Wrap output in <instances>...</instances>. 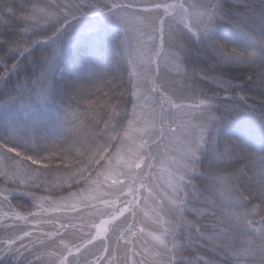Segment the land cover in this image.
Returning a JSON list of instances; mask_svg holds the SVG:
<instances>
[{
	"label": "snow or ice",
	"instance_id": "1",
	"mask_svg": "<svg viewBox=\"0 0 264 264\" xmlns=\"http://www.w3.org/2000/svg\"><path fill=\"white\" fill-rule=\"evenodd\" d=\"M0 6L8 13L15 14L9 4L2 3ZM227 6L228 0H176L171 3L168 0H65L64 3L33 5L31 13L23 17L26 21L23 32L18 33V38L14 40L3 41L11 51L22 54L30 49L28 45L39 41L34 37L52 39L41 31V22L59 31L90 9H95L106 19L118 22L122 28V44L129 49V79L127 82L114 81L93 75L91 82L94 87L97 83L108 87V91L104 92L105 97H133L129 101L132 105L131 117H128L127 107L114 105L108 99L101 111L110 108L111 112L105 111L107 119H104L94 111L95 106L100 104L97 100L92 106L93 115L97 118L94 120L95 131L91 135L102 143L91 145L87 166L77 160L80 166L69 173L71 179H83L87 183L89 178L85 173L103 159L108 160L105 172H113L109 158L113 148L116 149L114 155L118 160L123 155L129 156L123 161L119 172L120 176L125 177V182H121L118 176L110 187L119 185L116 188L117 198L127 188L126 195L132 199H125L119 207H116L115 201H104L112 209L113 220L124 216L126 212L136 216L137 183L140 188H144L157 158L178 146L179 156L172 157L171 162L175 167L169 171L171 199L161 206L164 211L171 205L170 210L174 215L170 221H163L159 214L156 216L158 221H162L163 238L156 236L153 239L160 248L153 251L144 245L142 251H137L133 241L126 239L128 234L136 236L132 231L135 224H132L118 238L116 249L102 242L101 254L96 255L94 260H88L87 264H149V258L152 264H264V156L249 151L231 137L219 139L217 136L228 123L217 115L219 110H239L235 103H224L219 97L222 95L228 100L247 103V95H241L243 92L238 90V85L222 78L210 77L195 67H188L178 78L161 73V64L167 63V57L179 59L181 54L190 51L191 42L195 40L213 65L258 64L254 85L264 96V7L259 14L261 34H243L244 50L240 51L236 47L230 48L232 43L219 35L223 22L232 25V31L236 34H241V24L246 22L245 19L228 17L224 12ZM0 24L7 25L3 17H0ZM129 32L133 33L131 38ZM25 36L28 37L26 41ZM132 39L135 40V47L131 43ZM22 43L24 47H21ZM248 49H258L259 59H253L256 52H248ZM161 53L164 55L161 56ZM52 59H57L55 53ZM0 64L8 70L9 66L3 57H0ZM202 80L219 91L209 95L208 90L200 84ZM87 91L84 85H75L72 89L75 95L71 99L80 102ZM96 91L102 92L103 88L96 87ZM146 105L150 106L147 112ZM137 108L140 112H137ZM125 118L128 119V127L121 135L117 129ZM256 123L264 132V113L256 117ZM162 147L164 153L160 151ZM45 152L49 155H43ZM202 157L208 160L206 167H202ZM52 159V149L47 143L43 144L37 155L15 139L0 140V175L17 185L35 183L40 177L46 176V171L34 169L31 165H40L44 160ZM59 159L69 163L63 154ZM233 161L246 163L233 168L227 175H221L223 168L216 165ZM44 168H47L46 164ZM101 174L104 173L98 175ZM198 182L206 184L213 192L218 191L219 201L200 193ZM92 183L97 184L98 179ZM3 191L7 189L0 190ZM0 204H7L9 209L12 207L7 195L3 196ZM217 208L223 211L217 212ZM189 213L193 220L187 218L186 214ZM12 215L17 219H26L15 212ZM209 220L212 221L211 225L205 223ZM107 223L102 221L100 229L103 230V225ZM75 227L71 222L61 223L55 233H45L47 242L45 239L38 240L40 248H37V241L31 238L33 233L16 225H5L4 235L0 236V255H12L17 264H21V261L23 264H80V257L83 256L81 249H87L101 232L97 231L95 236H83L79 243L70 245L65 242L60 230L63 229L64 234H67L69 229ZM26 238L28 244L24 243ZM120 240L125 241L122 259L114 255L120 247ZM197 240H207L210 247L223 254L224 259L188 258L185 253ZM29 256L34 259H28Z\"/></svg>",
	"mask_w": 264,
	"mask_h": 264
},
{
	"label": "trees",
	"instance_id": "2",
	"mask_svg": "<svg viewBox=\"0 0 264 264\" xmlns=\"http://www.w3.org/2000/svg\"><path fill=\"white\" fill-rule=\"evenodd\" d=\"M64 2L65 0H0V4L7 3L12 6L15 13L12 15L0 6V17L7 22L6 26L0 24V57H3L5 64L9 66L8 70H5L4 65L0 64V140L15 139L37 155L40 154L43 144L47 143L52 149L53 156L51 161L44 160L40 165H31L34 169L47 172L46 176L40 177L35 183L17 185L0 175V189H7L3 191V196H8L12 206L11 209L6 206L7 204L4 206L8 209L9 215L2 218L3 223L0 222V236L4 235L5 225H16L33 233L31 238L37 241V248H40L38 240L45 239L47 242L45 233H55L61 223L71 222L76 225L75 229H69L67 234H64L63 229L60 230L65 242L70 245L73 242L79 243L83 236H92L93 224L112 211L110 207L102 203V200L115 201L118 207L128 197L127 188L124 189V194H119L117 198L116 188L119 185L110 187L112 181L118 176L121 182H125V177L120 176L119 172L122 170L123 161L129 158L128 155L121 156L119 160L115 158V148L112 149V156L109 157L113 166L112 173L105 172L108 160L103 159L100 164L92 165L85 173V176L89 178L87 183L83 179L77 181L69 176L70 172L80 166L77 160L83 161L87 166L91 145L102 143L97 137L91 135L95 131L94 120L97 118L93 115L92 106L97 100L100 104L95 106L94 111L104 119H107L104 112H111L110 108H104L101 111L108 99H111L114 105L127 107L128 117H131L132 105L129 101L133 97L129 95L105 97L104 92L108 91V87L97 83L96 87L103 88V91L98 93L91 82L93 75L114 81L127 82L129 79L131 64L126 45L122 44L121 27L109 22H101L93 27L88 22L97 11L90 9L59 31L46 22H41V31L52 39H46L44 36L34 37L33 39H39V41L34 45H28L30 49L22 54L11 51L7 44L3 43L5 40L18 38L17 34L23 32L26 26L23 17L26 13H31L33 5ZM124 2H130V0H124ZM168 2H176V0H168ZM262 7H264V0H239V2L228 0V6L224 9L225 14L233 19L246 20L241 24V34L234 33L232 25L227 22L221 24L222 31L219 35L232 43L230 48L236 47L243 51V34L252 36L261 34L259 14ZM24 39L26 41L28 37L25 36ZM24 46L22 43L21 47ZM253 50L247 51L253 52ZM54 53L57 59H52ZM163 55L164 53H161V56ZM259 55L260 53L256 52L253 59L258 60ZM45 58L48 60L46 61ZM13 65L15 67H12ZM188 67L202 69L210 77L222 78L238 85V90L243 92L241 95L244 93L247 95V103L228 100L222 95L219 97L224 103H235L239 110L236 112L219 110L217 115L228 123L225 128L220 129L217 136L219 139L231 137L249 151L258 156H264V132L256 123V117L264 113V96L254 85L259 65L252 63L213 65L205 57L204 49L193 40L190 51L181 54L179 59L169 56L166 64L162 62L161 73L173 71L179 77ZM79 84L84 85L88 91L80 102H77L71 97L75 95L72 93L73 87ZM200 84L208 90L209 95L213 91H219L207 81L202 80ZM40 96L44 98L40 99ZM149 107L145 106V112ZM137 112H140L139 108ZM100 127L103 128V125ZM127 127L128 119L125 118L122 126L117 130L122 135ZM160 151L164 153L165 149L162 147ZM61 154L69 163L59 159ZM43 155L47 156L49 153L45 152ZM162 157H158L154 163L151 176L145 180V187L140 188L139 183L136 185L139 190L138 207L134 209L136 216L133 217L132 212H126L124 216H118L115 221H112L105 236H99L87 246V249H81L83 256L80 257V264H87L88 260H94L96 255L101 254L102 242L111 249H116L118 238L132 224H135L132 231L136 233V236L128 234L126 239L133 241L137 251H142L144 245L153 251L160 248L159 243L153 239L156 236L163 238L162 221H158L156 216L159 214L163 221H170L174 215V212L170 210L171 205H168L164 211L161 210V206L166 205L171 199V190H167L169 191L167 198L158 197L152 191L158 176L157 164ZM245 163L246 161H233L216 166L223 168L221 175H227L233 168ZM207 165V158L202 157V167ZM99 173L104 174L98 175ZM97 179V184L92 183ZM198 187L204 196H210L219 201L218 191L213 192L202 182H198ZM216 211L223 210L217 208ZM13 212L26 219H17L12 215ZM34 214L35 219H33ZM186 215L189 220H193L192 214ZM125 217H127L126 220ZM205 223L211 225L212 221H205ZM140 229H143L142 233ZM124 242L120 240V247L114 253L118 259L124 256L122 247ZM24 243L28 244L27 238ZM169 247H171L170 244ZM25 255L27 256V253ZM185 255L188 258L224 259L223 254L210 247L207 240H197ZM28 259L31 260L34 257L29 256ZM0 264H17V261L10 254L0 255ZM21 264H23L22 261ZM149 264H152L151 258H149Z\"/></svg>",
	"mask_w": 264,
	"mask_h": 264
},
{
	"label": "rangeland",
	"instance_id": "3",
	"mask_svg": "<svg viewBox=\"0 0 264 264\" xmlns=\"http://www.w3.org/2000/svg\"><path fill=\"white\" fill-rule=\"evenodd\" d=\"M92 16H93L92 19L89 20L90 22H88V23L89 24L91 23V25L93 27L98 26V24L101 22H107V23L109 22V23L116 24L119 26L118 22L110 20V19H106L102 15H99L98 13H95V15H92ZM121 31H122V28H121ZM132 36H133V33L129 32V37L131 38ZM131 43H132L133 47H135V40L134 39H132ZM126 48H127V54H129V49L127 46H126ZM253 51H255L257 53L259 52L258 49H254ZM164 73H166V71ZM168 73H169L168 76L170 78H178L177 73H175L173 71H169V72H167V74ZM122 135H123V133H122ZM173 156H179L178 146L176 148H173L171 151L167 152L166 156H163L162 160L159 161V163L157 164L158 176H157V179L155 180V184L153 185L152 191H154L158 195V197H161V198L162 197L163 198L169 197V191H167L169 189L171 190V188L169 187V183H168L169 178H170L169 177V171L175 167L171 162ZM127 199L131 200L132 197L128 196ZM2 200H3V192H0V201H2ZM138 200H139V192H137V204H138ZM104 201L105 200H102L103 204H104ZM120 204L118 205V207L120 206ZM5 205L6 204H0V222L1 223H3L2 218H4L5 215L6 216L9 215V212H7L8 209H5V207H4ZM152 210H153V208H152ZM10 214H11V212H10ZM102 221H108L107 224L103 225V230L100 229V225H101ZM112 221H115V220L112 219L111 213L107 214L104 217H100L95 222V224H93L92 236H95L97 231L101 232L100 236H105L110 229V224Z\"/></svg>",
	"mask_w": 264,
	"mask_h": 264
}]
</instances>
